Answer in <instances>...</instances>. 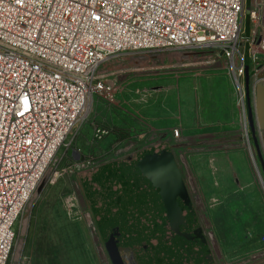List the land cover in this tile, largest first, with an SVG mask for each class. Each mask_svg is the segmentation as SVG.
Masks as SVG:
<instances>
[{
	"label": "rangeland",
	"instance_id": "374dc122",
	"mask_svg": "<svg viewBox=\"0 0 264 264\" xmlns=\"http://www.w3.org/2000/svg\"><path fill=\"white\" fill-rule=\"evenodd\" d=\"M263 1L257 0L258 7ZM250 6L247 0V9ZM254 28L246 13L244 39ZM263 31L261 23L257 37ZM250 68L248 59L241 86L222 61L200 72L181 70L178 75L147 68L119 79L121 94L116 103L94 98L21 216L8 264H112L107 243L111 238L135 264H240L249 260L264 264V171L260 162V158L264 162V130L256 109L264 61L257 62L255 74ZM248 91L254 134L246 102L245 109L242 102ZM153 136L162 151L174 155L180 173L158 176L163 178V198L172 204L168 209L176 225L164 236L161 232L156 238L153 235L152 243L147 238L146 244H134L131 240L136 234L130 235L127 224L133 220V227H145V218L137 214L147 217L160 211L148 213L130 201L135 189L140 193L141 184L147 183L141 180L147 175L94 172L128 163L138 152L142 155L155 146ZM180 150L190 155V169L204 203L199 212L184 187ZM71 151L93 165L78 167ZM188 213L191 227L179 223Z\"/></svg>",
	"mask_w": 264,
	"mask_h": 264
},
{
	"label": "built area",
	"instance_id": "2783aa9c",
	"mask_svg": "<svg viewBox=\"0 0 264 264\" xmlns=\"http://www.w3.org/2000/svg\"><path fill=\"white\" fill-rule=\"evenodd\" d=\"M262 5L251 0L255 28L244 39L247 0H0V264H8L21 216L94 98L116 103L119 79L130 73L178 75L218 61L241 86L247 60L254 74L264 61ZM242 102L245 109V93ZM184 150V187L199 212L204 203Z\"/></svg>",
	"mask_w": 264,
	"mask_h": 264
},
{
	"label": "crops",
	"instance_id": "0c3cea01",
	"mask_svg": "<svg viewBox=\"0 0 264 264\" xmlns=\"http://www.w3.org/2000/svg\"><path fill=\"white\" fill-rule=\"evenodd\" d=\"M160 145L162 144L145 149L146 152L142 155L140 154L142 151L138 152L140 156L136 154L133 158L131 157L132 159L128 161V163L119 162L111 166L102 167L100 170L96 171V173L94 172V175H180L174 155L168 151L166 152V149L164 148H162V151ZM139 159L142 161H139ZM144 180H146V178ZM173 193L174 190L171 189V198ZM160 210L159 216L155 217V215H157L155 213L153 217H149L151 221L147 224V227L150 230L147 231L148 237L146 238H149L148 240H150V238L153 240V235L154 237H158L160 232L163 236L166 235L167 232L176 225V221L171 220V217H174L172 214H169L168 208ZM152 229H154V231L151 232Z\"/></svg>",
	"mask_w": 264,
	"mask_h": 264
},
{
	"label": "trees",
	"instance_id": "16d2710c",
	"mask_svg": "<svg viewBox=\"0 0 264 264\" xmlns=\"http://www.w3.org/2000/svg\"><path fill=\"white\" fill-rule=\"evenodd\" d=\"M144 179H145V177H144ZM144 179L142 178L141 180L144 181ZM146 182L147 183L143 182L144 185L141 184V188L138 189V190H140V193H137V189H135V191L132 194L134 197L130 201H135L138 204H141L140 207L142 206L144 208V210L148 213H150L149 210H152V209H158L159 210V208L160 209H167L168 207H170L172 205L168 201V199L165 201L163 198V195L165 194L164 190L162 189L163 185H161L159 182H156V181L153 184H150L151 181L148 179H146ZM154 184H156V185H154ZM167 202H169V203H167ZM156 214L157 215H155V213H153V214L151 213V216H147V217L141 216V214H137V215H139L138 217H140V218H145L143 220L146 221V223L148 224L151 221L149 217H153V215H155V217L159 216V211ZM147 219H149V220H147ZM131 222L132 223L127 222V223H129V224H127V225H129L128 228L130 230H132L131 231L132 234H130V235L136 234V236L135 237L133 236V238L131 240L132 243L135 244L137 241H139V242H137L138 244L139 243L141 244L143 242H145L144 244H146L147 242L145 241V239H147L146 237H148V232L146 231V229L148 227L147 226H145V227L134 226L133 227V220ZM191 222L192 221H189V213H188L187 217L185 218V220L179 221V223L185 224L188 227H191ZM129 229H127V230L129 231ZM133 232H134V234H133ZM142 239H144V241ZM149 241H150V243H152V242H154V239L151 240V238H150ZM202 246H204V244Z\"/></svg>",
	"mask_w": 264,
	"mask_h": 264
},
{
	"label": "water",
	"instance_id": "95a60500",
	"mask_svg": "<svg viewBox=\"0 0 264 264\" xmlns=\"http://www.w3.org/2000/svg\"><path fill=\"white\" fill-rule=\"evenodd\" d=\"M246 13L249 15L250 9H247ZM247 84H248V77H247ZM246 101H247V111H248V118H249L250 128L252 129V133L254 134L255 133V127H254V120H253V114H252V109H251L249 91L246 93ZM69 155H70V157L76 156L78 162H83L84 161V159L82 157H78L74 153V151H71ZM260 162L263 165V171H264V162H263L262 158H260ZM158 176H160V175H147V176H145V178L151 181L150 184H153L156 180H157L156 182H159L160 184H162L161 182H162L163 178L162 177H158ZM154 185H156V184H154ZM175 216H176V218L178 220L180 219L179 214H175ZM107 243H108V250H109V253H110V259H111L112 264H126L125 261H124V258L122 256V253L120 251L119 242L114 240L113 238H111V239H109V241H107Z\"/></svg>",
	"mask_w": 264,
	"mask_h": 264
},
{
	"label": "bare ground",
	"instance_id": "6f19581e",
	"mask_svg": "<svg viewBox=\"0 0 264 264\" xmlns=\"http://www.w3.org/2000/svg\"><path fill=\"white\" fill-rule=\"evenodd\" d=\"M261 78H264V73ZM256 109L259 115V125L264 130V82H262L257 90Z\"/></svg>",
	"mask_w": 264,
	"mask_h": 264
},
{
	"label": "flooded vegetation",
	"instance_id": "af4514ba",
	"mask_svg": "<svg viewBox=\"0 0 264 264\" xmlns=\"http://www.w3.org/2000/svg\"><path fill=\"white\" fill-rule=\"evenodd\" d=\"M125 249V248H124ZM122 256L124 258V261L126 264H135L134 259L129 255V253H122Z\"/></svg>",
	"mask_w": 264,
	"mask_h": 264
}]
</instances>
